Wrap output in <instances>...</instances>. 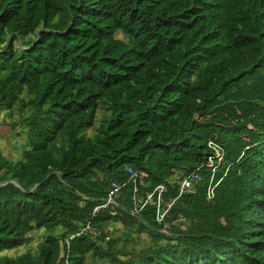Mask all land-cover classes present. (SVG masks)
<instances>
[{
    "label": "trees",
    "instance_id": "trees-1",
    "mask_svg": "<svg viewBox=\"0 0 264 264\" xmlns=\"http://www.w3.org/2000/svg\"><path fill=\"white\" fill-rule=\"evenodd\" d=\"M15 108L27 144L0 154V264H264V0H0ZM197 168L166 232L151 204L133 213ZM111 182L118 204L93 212ZM35 231V250L4 253Z\"/></svg>",
    "mask_w": 264,
    "mask_h": 264
},
{
    "label": "built area",
    "instance_id": "built-area-1",
    "mask_svg": "<svg viewBox=\"0 0 264 264\" xmlns=\"http://www.w3.org/2000/svg\"><path fill=\"white\" fill-rule=\"evenodd\" d=\"M207 146L213 151V154L210 155L207 158V166L211 168L212 173L218 169L219 164L223 161L224 159V153L222 152L221 147L215 143L212 140L207 141ZM199 168L196 170L190 172L186 176H177L178 180V196L174 199H171L169 201L164 200V195L168 191V187L165 184H159L154 187V189L149 192L145 198L136 205L133 209V213L137 214L141 212L147 205L151 204L153 207H155V220L157 224L162 225V231L166 232L167 231V224H166V218L168 217V214L173 207V204L175 200L185 192H191L194 188V185L196 182H198L201 179L200 173H199ZM127 171L130 174V178L133 179L134 181V195L132 196V200H135V193L137 192V174L136 172L131 171L130 169H127ZM212 177L211 176V181L210 184L206 188V197L207 199H212L214 197V189L217 183L212 182ZM122 187V184L116 183V182H111L109 187H108V193H107V198L105 199V202L103 204H100L96 207H94L93 212L100 210L102 208H105L106 206H111V205H117V197L119 194V191ZM114 211L112 212V214ZM180 220H185L184 216H180L178 218V221ZM91 231V225L90 222H87L86 225L81 229V232L85 231ZM81 232L77 233L76 235H79ZM75 235H72L70 238H73Z\"/></svg>",
    "mask_w": 264,
    "mask_h": 264
},
{
    "label": "rangeland",
    "instance_id": "rangeland-1",
    "mask_svg": "<svg viewBox=\"0 0 264 264\" xmlns=\"http://www.w3.org/2000/svg\"><path fill=\"white\" fill-rule=\"evenodd\" d=\"M21 115L17 109H13L12 114L8 115L6 110L0 109V154L7 157L10 160H16L21 157V147L27 144V137L24 133L21 125L19 124ZM96 131L95 128L87 130L88 135H92ZM44 233L35 231L31 234V238L27 245L16 248L14 250L6 251L5 254L9 256H17L25 252L28 248L35 250L39 242L42 241ZM133 245L140 248L149 239L145 237V234L141 236V241L137 237H134ZM86 264H107L99 260H89Z\"/></svg>",
    "mask_w": 264,
    "mask_h": 264
}]
</instances>
